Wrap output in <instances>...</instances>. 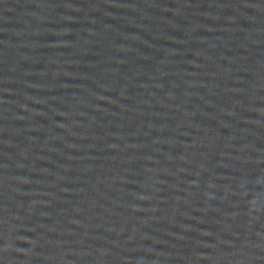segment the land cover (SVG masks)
<instances>
[{
    "label": "water",
    "instance_id": "obj_1",
    "mask_svg": "<svg viewBox=\"0 0 264 264\" xmlns=\"http://www.w3.org/2000/svg\"><path fill=\"white\" fill-rule=\"evenodd\" d=\"M0 264H264V0H0Z\"/></svg>",
    "mask_w": 264,
    "mask_h": 264
}]
</instances>
